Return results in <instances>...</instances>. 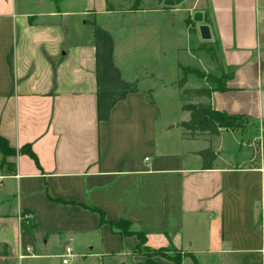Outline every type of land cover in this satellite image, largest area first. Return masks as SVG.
<instances>
[{
  "label": "crops",
  "instance_id": "crops-1",
  "mask_svg": "<svg viewBox=\"0 0 264 264\" xmlns=\"http://www.w3.org/2000/svg\"><path fill=\"white\" fill-rule=\"evenodd\" d=\"M185 2L157 3L153 11L180 22L187 45L177 54L197 60L187 22L202 14L192 28L202 40L198 27L209 26L217 61L193 68L214 75L218 66L234 69L210 103L254 119L260 126L253 138L226 129L190 137L181 127L189 113L163 112L153 89L141 88L154 78L147 71L157 51L151 10L108 11L105 0H0V137L15 151L0 152V264H62L66 246L69 264L145 262L135 253V235L111 230L109 223L121 220L143 233L151 250L174 247L199 264H256V258L264 264L259 0H206L199 11L201 0ZM92 19L95 27L86 26ZM123 28L127 36L116 37ZM132 84L137 91L99 122L97 94ZM206 86L191 75L185 87ZM206 148L217 155L209 170L198 155ZM92 208L104 213V223Z\"/></svg>",
  "mask_w": 264,
  "mask_h": 264
},
{
  "label": "trees",
  "instance_id": "trees-1",
  "mask_svg": "<svg viewBox=\"0 0 264 264\" xmlns=\"http://www.w3.org/2000/svg\"><path fill=\"white\" fill-rule=\"evenodd\" d=\"M106 1V8L108 11H115L113 6L110 4L109 0ZM157 3H162V0H157ZM140 9V2L131 8L129 11H137ZM204 21H208L207 16L205 15ZM85 25L88 27H95V20H87ZM189 25V22H187ZM189 33L191 36L196 34V31L191 28L189 29ZM207 43L204 42L201 46L202 50H205L213 63L217 61V51L218 49L212 48V46H208ZM178 68V79L176 82L177 89L179 91V98L181 102V111L189 113V119L185 122L181 123V127L184 128L190 137H193L196 134H207V135H216L219 133L221 129L232 130V131H242L244 124L247 122H253L254 128L258 127L256 121L252 118H249L245 115H231L225 112L217 111L213 109L210 103V97L213 91H224L226 90L225 82L232 77L234 69L232 68H224L222 66H218V71L220 73L219 76L214 75L212 73L204 72L198 68L193 67H185L181 64L177 65ZM194 76L199 79H203L206 83V87L200 88H186V84L188 82L189 76ZM137 88L135 84H132L131 87L127 90L122 91H107V92H99L97 94V118L99 122H105L109 120L111 110L113 106L125 99V97L132 92H136ZM201 99H205L206 102H201ZM145 100L147 102H152L153 98L150 93L145 94ZM24 150V148H23ZM0 152L3 156H7L15 153V151L9 148L7 142L0 137ZM30 156L34 157L30 149H25ZM198 155L202 159V167L205 170L212 169L214 166V161L217 155L211 148L204 149L198 153ZM99 217L100 222L104 223V213L98 209L92 208ZM26 221V220H24ZM111 230L115 234H119L121 236L135 235L138 239V244L135 249V253L138 255H142L146 257L144 254L146 251H150L157 256L169 259L177 264L181 263V257L171 256L168 254V248H161L158 250H151L145 246V235L140 231L133 230L132 224L126 220H121L118 222H110L109 223ZM184 256H189L194 264H199L198 260L192 254H183ZM256 264H261V260L256 258Z\"/></svg>",
  "mask_w": 264,
  "mask_h": 264
},
{
  "label": "rangeland",
  "instance_id": "rangeland-1",
  "mask_svg": "<svg viewBox=\"0 0 264 264\" xmlns=\"http://www.w3.org/2000/svg\"><path fill=\"white\" fill-rule=\"evenodd\" d=\"M164 0H162L163 2ZM189 3L194 2L195 0H186L184 5H188ZM110 4L113 6L115 11H129L131 8H133L134 5L140 2V7H143L144 9H148L151 11H148V15L151 16V18L156 22V52L154 54V57L152 58V61L147 63L148 73L153 74L154 78L146 80V84H141V88L150 87L153 89L152 94L156 97L158 103L162 106L163 112H169L171 115L175 117H180L184 114L183 111H181L180 108V101L178 100V96L176 93V87L175 82L177 79V70H176V63L177 61L185 66H191V67H205L206 69L209 67L214 68L213 61L210 60L205 50H202L201 46L204 44V42H211V41H203L197 39L196 36H191L190 41V48L193 50L195 55H197L198 60L191 57L187 52H180L179 55L177 54V49L180 48L185 38H183L181 34L182 26L180 25V22L173 23L168 21V16L170 13L167 11H153L154 8L157 7V0H109ZM159 6H162V3H160ZM199 9L206 10V0H201L200 4L196 6L194 11H199ZM259 19H260V41H261V62L264 70V0H259ZM189 27H195V22L193 21L192 15L189 16ZM125 28L119 30L115 29V36L118 37L119 35H125L127 36L128 32ZM195 37V38H194ZM208 46H212V48L216 49L215 43H207ZM186 41L184 43V47H186ZM127 56V54H126ZM129 60V56L126 57ZM137 59H134L131 62H136ZM201 62H200V61ZM220 73H217V76H219ZM191 85H193L191 83ZM188 87H192V86ZM256 124H258L256 122ZM260 124H258V127L254 128L253 122H247L244 124L243 130L241 132L244 133L245 137L247 138H253L255 135H257L259 130ZM207 149V148H206ZM257 156L260 155V150L257 147ZM146 255V261L141 264H155L152 259L156 257L154 253L150 251H146L144 253ZM171 256L181 257V260L187 259L191 261L192 264L193 260L189 256H184L183 253L174 247H169V252ZM202 263L205 264V262L202 260ZM240 264V261L238 262ZM243 264V262H241ZM226 264H235V261H229L226 262Z\"/></svg>",
  "mask_w": 264,
  "mask_h": 264
},
{
  "label": "water",
  "instance_id": "water-1",
  "mask_svg": "<svg viewBox=\"0 0 264 264\" xmlns=\"http://www.w3.org/2000/svg\"><path fill=\"white\" fill-rule=\"evenodd\" d=\"M181 1L183 0H164L163 1V4L165 5H174V4H179ZM202 14L200 12H196L193 16V20L195 22H202ZM198 31H199V35H200V38L203 40V41H209L211 39V34H210V30H209V26L208 25H205V24H201L199 27H198Z\"/></svg>",
  "mask_w": 264,
  "mask_h": 264
},
{
  "label": "built area",
  "instance_id": "built-area-1",
  "mask_svg": "<svg viewBox=\"0 0 264 264\" xmlns=\"http://www.w3.org/2000/svg\"><path fill=\"white\" fill-rule=\"evenodd\" d=\"M27 216V215H26ZM25 216V217H26ZM29 216V215H28ZM25 256H19L20 259L24 258ZM62 264H69V259L72 257V249L69 246H66L64 248L63 254H62Z\"/></svg>",
  "mask_w": 264,
  "mask_h": 264
}]
</instances>
